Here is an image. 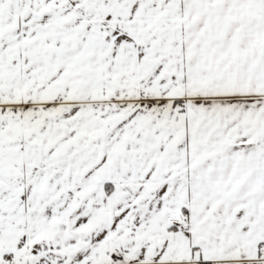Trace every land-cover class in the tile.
Segmentation results:
<instances>
[{"label": "snow or ice", "instance_id": "snow-or-ice-1", "mask_svg": "<svg viewBox=\"0 0 264 264\" xmlns=\"http://www.w3.org/2000/svg\"><path fill=\"white\" fill-rule=\"evenodd\" d=\"M0 264H264V0H0Z\"/></svg>", "mask_w": 264, "mask_h": 264}]
</instances>
